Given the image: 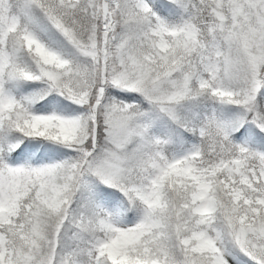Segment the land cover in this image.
<instances>
[{"label":"snow or ice","instance_id":"snow-or-ice-1","mask_svg":"<svg viewBox=\"0 0 264 264\" xmlns=\"http://www.w3.org/2000/svg\"><path fill=\"white\" fill-rule=\"evenodd\" d=\"M0 264H264V0H0Z\"/></svg>","mask_w":264,"mask_h":264}]
</instances>
